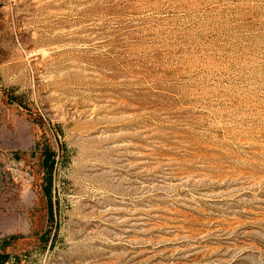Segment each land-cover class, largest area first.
<instances>
[{
  "label": "rangeland",
  "instance_id": "rangeland-1",
  "mask_svg": "<svg viewBox=\"0 0 264 264\" xmlns=\"http://www.w3.org/2000/svg\"><path fill=\"white\" fill-rule=\"evenodd\" d=\"M0 264H264V0H0Z\"/></svg>",
  "mask_w": 264,
  "mask_h": 264
},
{
  "label": "trees",
  "instance_id": "trees-1",
  "mask_svg": "<svg viewBox=\"0 0 264 264\" xmlns=\"http://www.w3.org/2000/svg\"><path fill=\"white\" fill-rule=\"evenodd\" d=\"M51 156H52V154H51ZM49 160H50V156L48 155L47 157H46V164H45V166L47 167V170H49V168L51 169V165L50 166H48V162H49ZM53 163V162H52ZM50 207V214H52V208H51V205L49 206Z\"/></svg>",
  "mask_w": 264,
  "mask_h": 264
}]
</instances>
